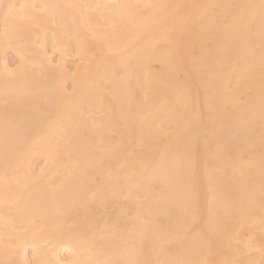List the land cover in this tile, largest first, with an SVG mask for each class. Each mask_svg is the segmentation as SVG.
I'll use <instances>...</instances> for the list:
<instances>
[{
	"label": "bare ground",
	"instance_id": "6f19581e",
	"mask_svg": "<svg viewBox=\"0 0 264 264\" xmlns=\"http://www.w3.org/2000/svg\"><path fill=\"white\" fill-rule=\"evenodd\" d=\"M229 1L0 0V264H264V0Z\"/></svg>",
	"mask_w": 264,
	"mask_h": 264
},
{
	"label": "rangeland",
	"instance_id": "374dc122",
	"mask_svg": "<svg viewBox=\"0 0 264 264\" xmlns=\"http://www.w3.org/2000/svg\"><path fill=\"white\" fill-rule=\"evenodd\" d=\"M230 1H232V0H230ZM230 1H229V3H230ZM187 5L185 4V6H184V8L183 9H181L180 11H182V16H185L186 15V13H187ZM181 13V12H180ZM227 13H228V10H225L222 14H224V16H222L221 17V20H225V17H226V15H227ZM152 31H156V28H151L150 30H148V31H146V33L145 34H148V33H150V32H152ZM85 39L87 40V41H89V42H93L94 40H93V38L89 35H85ZM205 44L207 45V46H209V45H211V41L208 39V40H206V42H205ZM188 45V44H187ZM196 50H197V48H196V46L195 45H191L190 46V50H188L189 52H187V54L189 55V57H188V55L185 57V56H183L185 59H183L184 61L185 60H189L188 61V63L189 62H191L190 61V59H191V56L193 55V53L195 54V52H196ZM8 53H7V56H8V60H9V62H10V64L12 65V66H15V64L13 63L14 62V55H13V53H12V51L11 50H8L7 51ZM192 52V53H191ZM94 53L95 54H98V51L97 50H95L94 51ZM57 55L58 54H56V53H54V55H53V59H54V62L56 61L55 59L57 58ZM70 56V57H69ZM69 56H67V63H66V66L67 67H71L72 65H73V62H71L72 61V59H74L75 57H71L72 56V53L69 55ZM52 63V67H54L56 64L55 63ZM186 61H185V68L187 69V67L188 66H191V64H188ZM187 64H188V66H187ZM152 66H154V68H158V66H159V64L157 63V62H154L153 64H152ZM190 69H188V70H191V68H192V66L191 67H189ZM198 69H199V67H197ZM192 69L193 71L192 72H194V73H197L199 70L198 69ZM261 69L264 71V66H262L261 67ZM181 74H179V75H182V72H180ZM184 73V72H183ZM200 73V72H199ZM70 88V84H68V89ZM103 93L104 94H108V91L107 90H104L103 91ZM200 98V97H199ZM141 100H143V101H145V97L144 98H141ZM42 101H44L43 99H42ZM5 102H7V100H4L2 103H5ZM224 107L226 108V109H228L229 108V105L228 104H225L224 105ZM94 116H96V117H99V114H96V115H94ZM202 118V117H201ZM203 120H205V119H203L202 118V120L201 121H199V122H202ZM205 122V121H204ZM206 123V122H205ZM205 123H201L200 124V127L201 126H203V124H205ZM206 125V124H205ZM204 125V126H205ZM203 126V127H204ZM260 125H256V127L255 128H258ZM201 129H203L202 127H201ZM108 134H110L112 137L115 135V133L113 132V131H108L107 132ZM201 134L202 135H207V133H206V130H201ZM155 144V143H154ZM136 148V149H135ZM141 148V146H135V145H132L127 151H126V156L127 155H130L131 153L133 154L134 152H136V150H138V149H140ZM151 148V147H150ZM134 151V152H133ZM116 199H114V198H111L110 200H108L107 202H106V204H105V206L102 208V207H100L99 205H98V203L96 204L95 202H91L90 203V205H91V209L90 210H86L85 208H82L81 207V209H84V210H82L81 211V209H80V207H79V209L77 208V210L76 211H73V214L71 215L72 217L74 216V215H76L77 213H79V211H81L82 213H83V211L84 212H86V213H88V214H86V215H84L82 218L83 219H86V221H87V223H91V222H93L96 218H97V220L98 221H103V220H105L107 217H103V215H96V211L97 210H100L101 208L103 209V210H105L106 212H112L115 208H116V202L114 203V201H115ZM78 211V212H77ZM74 212H76V213H74ZM80 212V213H81ZM79 213V214H80ZM81 213V214H82ZM202 218L203 217H199V218H197V219H195L194 221H193V223L192 224H190V225H188L187 227H186V232H191V231H193V230H195V227H197L198 226V224H200V221H202ZM197 220V221H196ZM197 224V225H196ZM189 226H190V231H189ZM220 250H221V248H218L215 252L216 253H219L220 252ZM219 251V252H218ZM30 253V252H29ZM210 256H214V254H209Z\"/></svg>",
	"mask_w": 264,
	"mask_h": 264
},
{
	"label": "snow or ice",
	"instance_id": "6c2138e0",
	"mask_svg": "<svg viewBox=\"0 0 264 264\" xmlns=\"http://www.w3.org/2000/svg\"><path fill=\"white\" fill-rule=\"evenodd\" d=\"M8 11L5 13V18L8 19L9 17H13L15 15H18L16 9H17V6L14 5V4H10V5H7L6 6ZM26 6L25 5H20L19 6V9L20 11H23V9L25 8Z\"/></svg>",
	"mask_w": 264,
	"mask_h": 264
}]
</instances>
